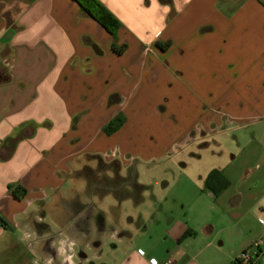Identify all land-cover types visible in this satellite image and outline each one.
Instances as JSON below:
<instances>
[{
	"label": "crops",
	"instance_id": "0c3cea01",
	"mask_svg": "<svg viewBox=\"0 0 264 264\" xmlns=\"http://www.w3.org/2000/svg\"><path fill=\"white\" fill-rule=\"evenodd\" d=\"M101 1L116 37L76 0H0V264H67L73 242L76 264H264V0ZM88 154L180 164L94 229L71 177Z\"/></svg>",
	"mask_w": 264,
	"mask_h": 264
},
{
	"label": "rangeland",
	"instance_id": "374dc122",
	"mask_svg": "<svg viewBox=\"0 0 264 264\" xmlns=\"http://www.w3.org/2000/svg\"><path fill=\"white\" fill-rule=\"evenodd\" d=\"M178 158L175 154L168 160L158 157L149 159L147 156H139L135 162L140 182L147 183L151 186L153 194L160 195L163 181L165 180L162 166L180 164V159ZM117 172H120L118 163L103 161L97 155L88 154L82 158L78 169H75L71 174V177L80 184L79 186L82 190L79 194L80 205L85 206L86 210H84V213L88 211L86 212L87 216L91 215L93 217L92 227L94 229L98 228L99 224V226L103 225L112 230L116 223L111 218V215L122 213L124 224H126L128 217L137 214L131 201L120 205L118 197L109 191L111 188L109 184L116 178ZM129 175V171L124 174L125 177H129ZM127 204H130V207ZM105 216L107 219L104 218ZM78 220L80 223H84L81 218ZM142 252L146 253L144 250Z\"/></svg>",
	"mask_w": 264,
	"mask_h": 264
},
{
	"label": "trees",
	"instance_id": "16d2710c",
	"mask_svg": "<svg viewBox=\"0 0 264 264\" xmlns=\"http://www.w3.org/2000/svg\"><path fill=\"white\" fill-rule=\"evenodd\" d=\"M78 1L81 9L89 16L97 20L112 36L116 37L121 23L119 19L104 5L101 0H76ZM170 1V0H162ZM162 49H166V45L157 43ZM114 50L121 52L122 49H118L114 45ZM122 124L121 118L117 117L110 124H108L105 130L108 133H111L117 130ZM99 159H104L101 156H98ZM116 162V161H114ZM111 162V163H114ZM117 163V162H116ZM129 177L122 176L120 172L116 173V178L110 182V193H114L119 200L122 199H133L135 203H140L143 200V195L147 190V187L138 181L137 170L135 166L130 167ZM228 181L223 175V173L215 169L207 177L205 187L210 189L214 194L218 195L224 191L228 186ZM20 191L26 192V189L17 186L15 188V193Z\"/></svg>",
	"mask_w": 264,
	"mask_h": 264
},
{
	"label": "built area",
	"instance_id": "2783aa9c",
	"mask_svg": "<svg viewBox=\"0 0 264 264\" xmlns=\"http://www.w3.org/2000/svg\"><path fill=\"white\" fill-rule=\"evenodd\" d=\"M261 242H255L254 247H259ZM141 253H144L141 251ZM238 261L240 264H257V262L253 259L249 249L242 251L238 256ZM152 264H158L157 260H152ZM163 264H171L170 262H165Z\"/></svg>",
	"mask_w": 264,
	"mask_h": 264
},
{
	"label": "clouds",
	"instance_id": "9594fccd",
	"mask_svg": "<svg viewBox=\"0 0 264 264\" xmlns=\"http://www.w3.org/2000/svg\"><path fill=\"white\" fill-rule=\"evenodd\" d=\"M21 242H23V237L22 236H21ZM53 247H55V244L53 245ZM70 248L73 249L72 255L65 256L64 255V252H65L64 247L63 246L59 247L58 251H59L60 257H61L62 261L66 260L67 264H76V261H75V248H76V245H75L74 242H73L72 245H70ZM48 264H52L51 258H49Z\"/></svg>",
	"mask_w": 264,
	"mask_h": 264
}]
</instances>
